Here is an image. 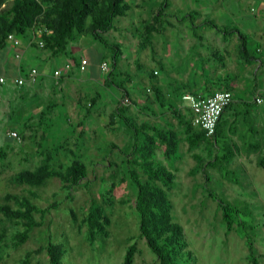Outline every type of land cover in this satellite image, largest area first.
<instances>
[{
	"label": "rangeland",
	"instance_id": "rangeland-1",
	"mask_svg": "<svg viewBox=\"0 0 264 264\" xmlns=\"http://www.w3.org/2000/svg\"><path fill=\"white\" fill-rule=\"evenodd\" d=\"M161 1L163 0L127 1L129 8L125 16L116 18L113 29L104 35L108 43H114L122 48V56L116 60L115 69L112 71L114 68L110 58L112 50L101 46L88 33L82 34L79 40L70 43L67 55L51 56L53 58L47 60L38 59L25 64V67L40 68L42 74L48 77L54 64L60 65L62 61L68 60L67 56L74 46L80 50L79 55H83L89 62L88 69L97 70L101 76V84L107 80L109 72H112L117 86L128 92H135L137 91L133 89L135 86L128 84L125 77L131 78L135 73L132 62L136 59L142 68L140 74H145L155 67L152 58L162 60L169 49L174 60L172 66L179 60L182 72L187 68L192 75L199 72L208 80L210 78L208 58L197 56L195 49L188 52L182 43L177 44L181 37L183 41L186 39L195 41V38L189 32L185 33L183 29V26H187V23H182L187 17V12L200 10L198 15L193 16L200 23L203 19L214 20L219 5L224 9V4H228L233 21H242L249 30H253L251 34L254 36L259 24L256 20L260 21V16L256 15L255 10L250 13L249 8L254 7L257 11L258 1L261 0L252 2L246 10L243 6L249 4V0H167L168 6L162 18L165 29L160 28V33L153 34L150 44L140 48L143 41V26L154 23L153 16ZM8 2L9 0H6V4ZM203 9L206 12H201ZM213 9L216 10L212 11ZM200 27L204 31L205 26ZM175 40L177 42L173 43ZM238 42L240 43L238 39L227 38L224 45L231 47ZM209 43L212 44V40ZM248 47L250 53L255 55L256 44L251 42V36L248 38ZM151 48L155 55L151 54ZM10 49L11 45L0 55ZM34 50L43 55L50 54L45 48ZM207 50L212 51V47L209 49L203 45L204 53ZM72 55L77 59L78 55L75 52ZM14 62L20 65V60ZM104 62L107 63V72L101 71L100 68ZM5 74L7 72L0 67V76L4 77ZM6 78L4 85H0V205L16 209L14 202L6 201V197L26 196L32 204L41 209L53 203L57 206L55 209H49L42 220L35 215L38 222L41 220L40 226L34 228L27 240L16 247L12 244V237L22 228L0 214V264H21L28 253L32 255L27 264H48L44 250L48 241L64 247V264H123L125 252L130 245H134L135 248L130 264H158L156 257L139 236L138 216L134 209L136 188L132 184L130 174L136 173L142 182L147 178L138 166L126 163V158L132 160L138 157V154L130 153L136 143H141L144 136L139 133L137 140L134 141L132 134L124 128L115 113L113 118L110 114L116 107L124 106L127 116L137 125L145 122L147 118L154 121L151 125H155L153 128L157 130H160L161 124L158 126L153 119L154 116H148L145 112H133L132 103L138 101L123 97L122 93L116 95L115 102L111 103L110 93L118 90L114 89L113 85H111L113 89L105 86L101 88L99 83L95 86L97 91L102 92L101 98H109L107 106L102 105L104 108L101 110L102 114L96 115L95 118L91 116L90 119L86 111L90 110V107L85 108V105H82L81 110L75 111L71 103L66 101V113L64 107L57 106L56 112H45L43 121L39 112L31 110L35 102L27 103L20 95L22 90L12 86L10 76ZM57 86L54 85L53 88ZM149 92L152 94V91ZM143 101L150 104L148 94H143ZM156 115V120L159 119L163 124L167 121V125L170 123L171 127L175 128L178 145L183 146L182 127L177 128L175 120L169 114L165 116V120L163 114ZM49 121L51 122L48 123ZM11 132H16L20 139L16 140L10 136ZM145 135L146 138L153 137L150 131H146ZM206 148L200 142L195 150L189 151L187 147L178 150V159L180 157L181 159L175 161L177 170L174 172V183L162 188L169 202L171 222L180 227L185 244L178 252L176 261L180 264H250L247 260V244L240 236V230L232 228L231 231H226L216 202L201 189L205 180L201 172H197V162L193 160L192 155L200 156L204 164L216 151V148L215 150ZM153 149L156 160H159L157 157H160V147L156 145V141ZM126 153L130 155L127 157ZM71 160L81 161L87 172L86 179L76 187L69 188L57 178L47 179L39 186H29L17 180V175L22 171L33 172L44 164L49 168H57L59 165L69 164ZM160 162L163 163V159ZM230 168L239 181L238 185L223 181L215 169L208 167L205 170L210 181L206 186L219 198L237 205L245 232L252 239L257 264H264V173L257 166L255 156L250 160L235 159ZM158 186L162 187L161 184ZM92 205L99 206L109 220L106 234L98 236L93 243L87 240L86 226L83 223Z\"/></svg>",
	"mask_w": 264,
	"mask_h": 264
},
{
	"label": "crops",
	"instance_id": "crops-1",
	"mask_svg": "<svg viewBox=\"0 0 264 264\" xmlns=\"http://www.w3.org/2000/svg\"><path fill=\"white\" fill-rule=\"evenodd\" d=\"M255 1L257 0H249V4L247 3L243 6L244 10H246L247 6H250L251 3ZM216 8H218V6ZM253 9L255 10L254 12H256V15L260 16V21L256 20V22L259 24L258 27H256L257 30L255 32V36L251 34L253 33V30H249L246 25L242 24V21H233V16L230 14L231 8L228 4H224V9H222L221 5H219V10L216 11V14L214 15V18L216 20L207 19L208 21L215 24L216 27L205 24V19H203V21L199 23L195 18H193L194 15H198L200 13V10H196V12H187V17L182 20V23H187V26H183V29L185 33L189 32L191 36L195 38V41L191 42L189 41V39L183 41L181 37L180 41L178 40L177 42L175 40L173 43H182L183 48L188 52L189 50L195 49L197 56L201 55L208 58V62H210V65L208 67L210 70V78L208 80H205L202 74H200L199 72H197L198 74L195 73L194 75H192L191 72H188L187 68L182 72L179 60H177V62H175V65L172 66V62H174V60L172 59V56H170L171 51L168 49L167 54L163 57L162 60H155V58H152L155 63V67L151 68L145 74H140L142 68L141 66H139L136 59L132 62L135 73H133V77L131 78L128 76L125 77L127 78L128 84L135 86L133 87V89H136L137 91L128 92L123 88L127 91L123 93L124 91L122 89L114 87V89H117L118 91L110 93V96L112 97V100H110L112 101L111 103H114L116 95H120L121 93L123 97H127L131 100L136 99L135 101H138V103H132V108L134 109L133 112H145L146 114H148V116H154V118H152L155 120V123H157L158 126L159 124H161L160 130H157L156 128H153V126L155 125H151V123H154V121L150 120L151 118H147L145 121L146 123L143 122L137 125L127 116L126 107L124 106L116 107L110 114V117L113 118V115L115 113L117 119L123 124V121L117 113V109H120V111L122 112L125 109L124 116L131 120V122L136 127L140 128L142 126H146L150 129L139 130V133H141L144 137L141 139V143L138 142L137 144L140 148L145 140L150 139L149 137L146 138L145 135L146 131H150L153 134V144L154 141H156V145L158 144L160 147V157H157L159 160H156L155 154L153 152V161L171 172L173 179L174 172L177 170L175 161H177L179 156L178 150H183L187 147L189 151H192L197 148V146L191 148L188 144L186 124L191 123L192 114L187 102L183 101L182 97L187 94H200L202 96H210L213 92L220 90H227L228 92H230L232 96V102L224 110L219 120L217 146L214 139L212 142L213 145H211V147H208L204 141H201V143H203L205 147H207V150H209V148H216L214 155L209 161H211L215 157V155L219 153L221 148L228 147L230 152H233L234 155L233 157H231L230 162L226 166L234 177L236 175L231 170L230 164L232 163V161L238 158L241 160H250L253 156H255L257 166L264 173L263 168L259 166L258 162L264 154V0H261L260 2L258 1L257 11L254 7H251L249 8V12H253ZM215 10L216 9H213L212 11ZM201 12H206V10L203 9ZM204 16H207V14H204ZM175 25L177 26V24ZM202 25L205 26L204 31L203 28L200 27ZM176 26L170 27L176 28ZM163 29H165V26L163 27ZM250 36L251 42L256 44L254 50L255 55L251 54L250 49H248V38H250ZM31 37L32 36H29V38H27L26 40L21 41L20 51L22 53V57L20 59V65L14 62L13 55L16 52V49L12 46V49L8 50L7 53L5 52L0 55V67L4 72H7V74H5L6 77L10 76L12 86L15 88L18 87L13 84V80L20 76L24 77L29 70L25 67V64L33 63L38 59L47 60L53 58L50 54L43 55L40 54L38 50H34L37 48L34 45L35 42H33ZM227 38H229L230 40L238 39L240 43H235L231 47H225L224 42ZM210 40H212V44L209 43ZM188 42H190V44H188ZM203 45H205L209 49L210 47H212V51L207 50V52L204 53ZM119 48L120 52H118L117 59L122 56V48ZM71 49L72 53L75 52V54L78 55L77 59L70 52V55L67 56L68 60L62 61L60 65L54 64L51 73H53L56 69L62 68L66 63H70L72 65L70 71L63 72L61 76L56 79L53 77V74L50 73L51 76L49 75L47 77L46 75L42 74L40 68H37L39 71L37 82L34 85L26 84L20 88L22 90L20 92V95L25 98L24 100L27 103L35 102L33 104V109L31 110L32 112H39L38 114L41 116L40 118L43 121H45V112H56L55 108L57 106L64 107V112L66 113V101H69V104L71 103L73 108H75V111L81 110L82 105H85V108L90 107V110L86 109V111H88L90 115V119H92L91 116L95 118L96 115L102 114L101 110L104 109L102 106L103 104L107 106L109 98H101L102 92L97 91L95 85L99 83L101 88L105 86L111 87L113 89V87L103 81V84H101V76L97 73V70H89L87 67L84 74L80 73L77 65L80 59L85 57L83 55H79L80 50L78 48L72 46ZM152 55H155V52ZM167 65L170 67L167 68ZM32 68L35 67H31V69ZM151 74L153 75V77L150 76ZM190 81L192 83H190ZM53 84L58 86L53 88ZM143 90H146L147 92H143ZM149 90L152 91L153 95L151 94V92H149ZM156 91L159 92L158 99L155 95ZM124 94H126L127 96ZM143 94H148V100L151 101L150 104L144 103ZM237 95L240 96L237 97ZM256 97L262 99V102L260 104L255 102ZM49 98L51 99L49 100ZM94 108L95 111L93 112ZM173 110L179 113L180 119L175 116V113H172ZM156 113H158V115L163 114V117L169 114V116H171L175 120L176 127L178 128L181 126L184 133L183 141L186 147H183L184 145L180 147L178 145L179 141H177L176 151L174 152L173 157H171L170 159H166L165 146L163 143H160L158 140H156V138L157 134H166V132L169 134L173 133L175 135L176 130H174L175 128L171 127L172 125L170 123L167 125V121H165V123L163 124L159 119L156 120ZM101 117L105 118L102 115ZM165 119L166 117L163 120ZM50 122L51 121H49L48 123ZM124 128L126 129L125 126ZM192 128L198 132V129H196L195 127ZM127 131L132 134V137L134 136L132 130ZM133 139L134 141H136L135 137H133ZM151 147L154 151L153 145ZM132 151L134 152V150ZM174 156H176L177 158L175 159ZM192 158L197 162V172H201L203 179L205 180V174L207 176V171L205 169L208 167L212 168L207 165V162L209 161L202 164V159L197 154L192 155ZM162 159L164 164L160 162V160ZM180 159L181 157L178 160L180 161ZM195 172L196 171H194V173ZM217 173L221 178L220 173L218 171ZM205 184L206 181L204 182V185H201V189L204 192L205 190L203 186H205ZM229 184L238 185L239 181L237 179V183Z\"/></svg>",
	"mask_w": 264,
	"mask_h": 264
},
{
	"label": "trees",
	"instance_id": "trees-1",
	"mask_svg": "<svg viewBox=\"0 0 264 264\" xmlns=\"http://www.w3.org/2000/svg\"><path fill=\"white\" fill-rule=\"evenodd\" d=\"M128 0H0V52L5 50L9 45L8 36L12 35L20 41H24L32 32L35 33L37 29H43L44 32L40 36L45 49H47L51 56L66 55L67 49L72 41L79 40V36L88 33L101 46L112 50L110 58L113 62V69L116 66V60L120 48L114 43H108L104 39V35L113 29L114 20L116 18L124 17L129 5ZM167 0L160 2L153 16V24L143 26V41L140 48H145L150 44L153 34L160 33V28L163 27L162 18L164 10L167 8ZM212 27H216L210 21H205ZM37 47V43L34 44ZM42 48V49H43ZM40 49V48H39ZM152 54L154 50L151 49ZM76 63V62H75ZM24 73V72H23ZM153 77V75H150ZM105 83L113 85L127 92L119 85L117 86L113 80L112 72H109ZM227 91V90H226ZM159 92H155L158 99ZM126 95V94H124ZM127 96V95H126ZM226 109V108H225ZM125 109L117 113L127 130H132L133 137L138 138L139 130H150L146 126L140 128L136 127L131 120L124 116ZM175 116L179 118V113L172 111ZM219 123V122H218ZM191 123L186 124V132L188 136V144L191 148L196 147L201 141H204L208 147L218 144V125L213 137L207 138L205 134L198 129L195 131ZM196 128V127H195ZM197 129V128H196ZM152 138L145 140L143 145L139 148L138 144L134 146L130 154H138L136 159L132 160L126 158V163L129 165L138 166L147 180L142 182L136 173L130 174L132 184L136 188V198L134 201V209L138 216V231L139 236L145 241L146 246L151 253L158 260V264H180L176 261L178 252L184 248V240L181 236L180 227L171 222L169 214V202L162 190L173 183V176L171 172L153 161V145ZM160 143L165 146V157L170 159L173 157L177 147V139L173 133L157 134ZM126 153V156L130 155ZM234 153L227 148H221L215 157L207 162V165L216 169L221 178L229 183H237V179L233 176L227 168ZM259 166L264 170V154L259 159ZM87 172L85 165L79 160H71L67 165H59L57 168H49L46 164L35 171H22L17 175V180L29 186H39L45 180L50 178L59 179L65 186L72 188L79 185V183L86 179ZM206 184L203 186L207 196L216 202L217 208L221 214V219L225 225L226 231L229 232L232 228L240 230L242 236L247 244V260L250 264H257L256 256L254 254L252 239L245 232L243 222H241L240 210L237 205L232 204L227 200L219 198L214 192L206 186L209 182L205 174ZM159 184L162 187L158 186ZM34 196L32 192H29ZM12 200L16 209H11L10 206L0 205V214L19 224L22 228L13 234V246L23 244L30 232L40 226L41 220L49 209H55L57 204L53 203L46 208H38L26 196L21 197H6V201ZM38 215L41 220L35 219ZM83 223L86 226V238L93 243L98 236L106 234V228L109 225V220L104 216L102 209L97 205L89 207ZM239 234V233H238ZM134 245H130L124 256L123 264H130ZM48 264H64L63 257L65 255L64 247L58 243L48 241L44 248ZM32 253H28L21 264H27ZM262 257V256H260Z\"/></svg>",
	"mask_w": 264,
	"mask_h": 264
},
{
	"label": "built area",
	"instance_id": "built-area-1",
	"mask_svg": "<svg viewBox=\"0 0 264 264\" xmlns=\"http://www.w3.org/2000/svg\"><path fill=\"white\" fill-rule=\"evenodd\" d=\"M43 32V29H37L35 33L32 32L31 37L33 42L37 43V47L40 49L44 47L42 40L39 39ZM8 40L10 45L16 49V52L13 55L14 60L19 61L22 57V53L20 51L21 41L12 35L8 36ZM87 65V60L81 59L77 65L79 72L84 73ZM71 66L72 65L70 63H66L62 68L56 69L53 72V77L58 79L63 72L70 71ZM100 68L101 71L107 72V63H102ZM38 76L39 71L36 68H32L27 71L24 77L20 76L18 78H15L13 80V84L18 88H21L26 84L34 85L37 82ZM4 83L5 78L0 76V85H4ZM182 100L187 102L188 107L191 111L192 126L202 131L207 138H211L215 135V130L222 113L224 112L225 108H227L231 104L232 96L230 92L226 90H220L213 92L210 96H202L200 94H187L182 97ZM255 102L260 104L262 102V99L256 97ZM10 136H12L16 140L20 139L16 132H11Z\"/></svg>",
	"mask_w": 264,
	"mask_h": 264
}]
</instances>
